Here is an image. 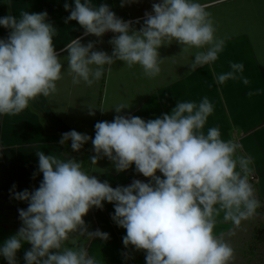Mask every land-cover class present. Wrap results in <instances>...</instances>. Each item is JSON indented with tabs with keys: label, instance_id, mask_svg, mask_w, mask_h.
<instances>
[{
	"label": "clouds",
	"instance_id": "obj_1",
	"mask_svg": "<svg viewBox=\"0 0 264 264\" xmlns=\"http://www.w3.org/2000/svg\"><path fill=\"white\" fill-rule=\"evenodd\" d=\"M130 2L121 0V7ZM206 7L200 0H159L136 29L106 3L94 6L92 0H74V7L65 3V10L70 9L65 23L77 21L85 36L99 38L109 31L114 35L109 40L111 54L94 50L99 41L84 44L77 37L65 45L63 59L55 50L57 29L47 11L21 10L18 17H0V26L10 30L7 38H0V115H18L38 97L55 93L63 77L62 60L67 61L63 70L74 85L83 81L89 86L117 60L129 68L139 65L145 76L156 77L161 72L158 50L173 40L185 51L204 49L194 54L192 70L214 64L224 42L215 36ZM243 73V63H231L230 71L217 74L215 80L221 86L228 80L248 85ZM128 107H112L117 115L111 121H98L94 138L76 130L62 133L59 143L71 141L77 152L91 140L95 155L90 157L89 170L64 154L36 152L38 173L43 174L39 187L15 191L13 185L10 190L13 198L28 206L18 210L22 226L0 244V257L7 264H18L17 252L24 242L31 244L25 264H100L84 244L77 246L75 237L110 238L100 229L89 231L83 219L91 208L102 209L104 202L113 204L112 220L126 229L124 246L145 250L146 264H230L234 259L233 247L214 235V227L221 212L225 222L239 227L261 207L250 183L252 157L238 155L242 145L235 138L222 139L218 127L204 131L214 111L207 97L198 104L178 101L170 113L148 120L121 114ZM94 109L89 107V115H95ZM104 157L117 172L134 164L137 173L151 179L113 187L91 174ZM69 241L73 247L65 246Z\"/></svg>",
	"mask_w": 264,
	"mask_h": 264
},
{
	"label": "crops",
	"instance_id": "obj_2",
	"mask_svg": "<svg viewBox=\"0 0 264 264\" xmlns=\"http://www.w3.org/2000/svg\"><path fill=\"white\" fill-rule=\"evenodd\" d=\"M138 1L132 0L121 7V0H92L94 6L108 4L117 16L132 21L136 29L141 27L145 12L152 11V8L140 11L139 6L134 10L131 5ZM65 3L74 7V0H12V3L0 0V17L9 14L18 17L21 10L29 13L47 11L48 19L57 29L53 44L61 59L67 55L65 45L77 37L84 44L99 41L94 50L111 54L109 40L114 33L109 31L99 38L91 34L85 36L83 27L77 21L65 23V18L70 14V9L64 8ZM9 31L0 26V38H7ZM218 39L224 42V50L219 58L214 64L195 70L190 67L194 54L204 49L185 51L175 40L161 46L158 50L161 72L153 78L145 76L139 65L129 68L123 61L117 60L110 70L109 66H105L104 76L91 86L83 81L74 85L72 76L63 70L67 68V61L62 60L63 77L57 81L55 93L38 97L18 115H0V244L22 226L18 210L28 206L26 201L13 198L10 193L13 185L16 186L15 191H32L39 187L43 179V174L38 173L37 151L75 158L83 162L85 170H89L93 167L90 157L95 155L91 140L77 152L71 149V141L64 145L59 143L62 133L76 130L94 138V125L98 121H111L117 115L112 107L119 104L129 105L121 114L148 120L170 113L178 101L198 104L204 97L214 105L204 131L218 127L222 139L235 138L242 145L238 155L252 157L250 183L261 202L256 214L242 221L239 227L225 222L221 212L216 217L214 235L231 245L247 234L254 235L255 228L264 223V41L253 39L245 32ZM231 63L244 64L243 75L248 78V85L241 80H228L222 86L216 83V75L230 71ZM256 90H259L257 94L248 95L249 91ZM89 107L95 108V115H89ZM95 167L97 171L91 174L101 181L107 180L113 187L127 186L135 179L145 182L151 179L137 173L134 164L128 170L117 172L107 157L98 160ZM34 173L37 174L34 176ZM157 175L162 174L157 171ZM113 212L114 206L108 202H104L102 209L91 208L83 217L88 230L100 229L108 232L110 238L102 241L77 236V246L84 244L89 255L95 256L100 264H146L145 250L137 251L134 246H124L122 238L126 235V229L114 223L111 218ZM65 246L73 247L70 241ZM30 248V243H23L17 252L18 264H25L24 254ZM0 264H7V260L0 257Z\"/></svg>",
	"mask_w": 264,
	"mask_h": 264
},
{
	"label": "rangeland",
	"instance_id": "obj_3",
	"mask_svg": "<svg viewBox=\"0 0 264 264\" xmlns=\"http://www.w3.org/2000/svg\"><path fill=\"white\" fill-rule=\"evenodd\" d=\"M158 2L139 0L131 6L134 10L139 6L143 11ZM205 2H208L206 10L211 14L217 38L245 32L253 39L264 41V0H200V3ZM231 246L234 259L230 264H264V240L256 239L252 233Z\"/></svg>",
	"mask_w": 264,
	"mask_h": 264
},
{
	"label": "trees",
	"instance_id": "obj_4",
	"mask_svg": "<svg viewBox=\"0 0 264 264\" xmlns=\"http://www.w3.org/2000/svg\"><path fill=\"white\" fill-rule=\"evenodd\" d=\"M254 236L258 240L264 239V223H261L260 225H258V227L255 228Z\"/></svg>",
	"mask_w": 264,
	"mask_h": 264
}]
</instances>
